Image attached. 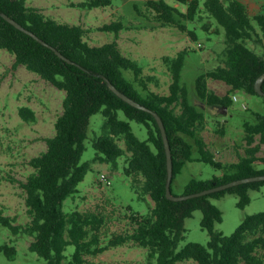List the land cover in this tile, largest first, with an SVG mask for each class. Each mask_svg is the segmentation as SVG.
I'll use <instances>...</instances> for the list:
<instances>
[{"label": "trees", "instance_id": "trees-1", "mask_svg": "<svg viewBox=\"0 0 264 264\" xmlns=\"http://www.w3.org/2000/svg\"><path fill=\"white\" fill-rule=\"evenodd\" d=\"M177 1L186 9L168 0H145L148 26L153 29L177 27L187 31L193 39H196V32L188 28L189 21H203L206 31H212L215 23L216 30L223 27L226 31V47L219 55L220 65L201 73L196 81V97L202 108L190 100L182 82L189 50L164 57L172 82L170 93L161 94L150 89L148 81L152 76L144 75L137 60L126 55L117 40L92 46L86 40L88 29L83 25L59 21L29 5L28 0H0V11L8 13L80 64L65 61L52 48L0 14V49L15 55L14 67L25 65L66 92L63 111L55 121V132L46 139L47 149L31 158L34 170L22 182L30 220L19 224L15 217L6 216L0 210V221L10 226L14 233L34 236L30 249L48 264H86L88 256L130 242L147 249V264H190V261L195 264H264V211L247 215L233 234L226 235L215 230V224L223 220V212L211 200L228 192L237 193L238 206L244 208L251 201L249 190L260 188L264 180L185 200L169 199L166 147L155 116L123 100L104 78L108 77L120 90L162 116L173 155V192V183L188 161L207 162L219 173L208 179L192 178L184 194L264 174V155L259 156L260 147L253 145L258 136L264 143V112H254L255 120L245 121L244 139L248 147L238 161L218 160L202 135L207 127L209 107L229 108L238 90L264 98L255 89L257 78L264 72V9L251 14L242 0L226 3L223 0ZM111 2L86 0L82 4L94 7ZM122 28L121 20L102 27L117 33ZM249 41H253L255 47H250ZM126 72H132V78ZM210 78L222 80L230 88L225 94H219L209 86ZM20 113L27 121L36 120V112L30 107H22ZM96 113H102L104 121L103 132L92 140L97 151L94 161L111 163L117 168L118 159L125 156L124 173L133 177V186L142 196L149 195L154 201L146 214L130 210L133 229L115 234L105 244L100 235L105 222L101 212L74 209L67 213L63 209L64 201L78 192V185L91 169V162L83 161V154L91 118ZM132 120L145 125L147 139H141L134 132ZM220 132L224 133V129ZM121 140L126 147L120 144ZM195 149L199 156L194 155ZM198 209L203 212L202 226L209 230L210 240L207 245L187 242L178 249L186 238L185 220ZM69 245L75 246L71 254L66 253ZM0 250L11 259L17 252L12 244L1 245Z\"/></svg>", "mask_w": 264, "mask_h": 264}, {"label": "rangeland", "instance_id": "rangeland-1", "mask_svg": "<svg viewBox=\"0 0 264 264\" xmlns=\"http://www.w3.org/2000/svg\"><path fill=\"white\" fill-rule=\"evenodd\" d=\"M86 0H28V4L40 8L46 15L74 24H81L88 29L86 40L92 46L103 45L117 40L123 52L137 60L145 76H152L148 85L152 91L169 94L172 76L165 56H176L180 51L189 50L182 72V82L186 85L190 100L203 107L196 97L198 76L220 65L219 55L226 47V31L218 30L215 23L212 31L204 29V22L189 21L188 28L195 30L196 39L187 31L177 27L166 26L153 29L148 26L145 14V0H112L110 4L90 7L82 4ZM180 6L177 0H168ZM225 3L229 0H223ZM260 10L264 7V0ZM149 13L150 19L153 14ZM121 20L123 28L117 33L114 30L102 29L106 24ZM215 21V19H213ZM255 47L253 41L248 42ZM15 55L6 49H0V210L6 216L16 218L19 224L30 220L26 205V191L22 186L33 172L31 158L47 149L46 139L55 132V121L63 111L66 96L64 89L42 78L25 65L14 67ZM132 78V72H126ZM209 86L225 94L228 85L222 80L209 79ZM234 103L229 108L209 107L208 123L203 131L209 149L222 162L238 161L246 154L248 144L244 139V123L254 121V112H264V98L245 90H238ZM30 107L36 112V120H25L20 109ZM206 109V108H205ZM124 117V115H122ZM125 118V117H124ZM103 115L96 113L86 139L83 161L91 162V169L78 185V192L70 195L63 204L65 212L74 209L84 212H101L105 218L101 226L102 244L115 234L133 229L130 212L146 214L154 206L149 195L142 196L140 190L133 186V177L124 173L125 156L118 159V167L111 163L94 161L97 151L92 140L103 132ZM134 132L147 139L145 125L136 120L130 121ZM224 129V133L220 130ZM120 144L126 147L125 141ZM260 147L257 154L264 155V143L260 136L253 145ZM195 156L199 152L195 149ZM219 171L211 164L194 160L188 161L173 183L176 194H184L188 182L196 177L208 179ZM143 179H141V182ZM251 201L244 208L238 206L239 195L228 192L220 198H211L223 212V220L215 224V230L226 235L235 232L247 215L264 211V185L250 189ZM131 210V211H130ZM203 212L196 210L185 220L186 238L179 244L199 242L207 245L210 232L202 226ZM34 236L24 233L16 234L12 228L0 221V246L15 245L17 252L14 259L0 250V264H48L46 259L30 249ZM75 246L69 245L66 253L71 254ZM86 264H147V249L130 242L109 248L96 256H88ZM190 264H195L190 261Z\"/></svg>", "mask_w": 264, "mask_h": 264}, {"label": "water", "instance_id": "water-1", "mask_svg": "<svg viewBox=\"0 0 264 264\" xmlns=\"http://www.w3.org/2000/svg\"><path fill=\"white\" fill-rule=\"evenodd\" d=\"M0 14L6 20H8L10 23L15 25L17 28H19V29L23 30L24 32H26L27 34L33 36L34 38H36L38 41H40L44 45L52 48L65 61H67L69 63H73V64H78L75 61H73L71 58L66 56L57 47H55L52 44L48 43L46 40H44L42 37H40L38 34H36L33 30H31V29L27 28L26 26H24L18 20H16L12 16H10L8 13H6L4 11H0ZM78 65L80 66V64H78ZM104 78L107 81V84L110 87V89L113 90L123 100H125L126 102L130 103L131 105H133V106H135L137 108H140V109L146 110L148 112H151L155 116V118H156V120H157V122H158V124L160 126V129H161V132H162V135H163V139H164V143H165V147H166L167 168H168V178H167V183H166V192H167V197L169 199L175 200V201H180V200H185V199H189V198L205 195L207 193H211V192L227 189V188H229L231 186L239 185V184H242V183L264 180V174L254 175V176H248V177L236 179V180H233V181H230V182L218 185V186H214V187H211V188H207L205 190L198 191V192H193V193H189V194H182V195L175 194L172 191V188H171L172 178H173V171H174L173 155H172V149H171V145H170V142H169L166 126H165V123H164V120H163L162 116L157 111L149 108L148 106L142 104L138 100L134 99L133 97L129 96L128 94H126L125 92L120 90L108 77H104ZM263 83H264V72L262 74H260V76L257 78V80L255 82L256 91L259 94L264 96ZM225 108L227 109V107H225Z\"/></svg>", "mask_w": 264, "mask_h": 264}, {"label": "crops", "instance_id": "crops-1", "mask_svg": "<svg viewBox=\"0 0 264 264\" xmlns=\"http://www.w3.org/2000/svg\"><path fill=\"white\" fill-rule=\"evenodd\" d=\"M248 7L251 14H257L263 11V9L260 10L261 3L258 0H242ZM228 85V84H227ZM230 88V86L228 85ZM228 88V89H229ZM216 91V90H215ZM218 93V91H216ZM220 94V93H219Z\"/></svg>", "mask_w": 264, "mask_h": 264}, {"label": "built area", "instance_id": "built-area-1", "mask_svg": "<svg viewBox=\"0 0 264 264\" xmlns=\"http://www.w3.org/2000/svg\"><path fill=\"white\" fill-rule=\"evenodd\" d=\"M234 97H235V99H237V96L236 95Z\"/></svg>", "mask_w": 264, "mask_h": 264}, {"label": "flooded vegetation", "instance_id": "flooded-vegetation-1", "mask_svg": "<svg viewBox=\"0 0 264 264\" xmlns=\"http://www.w3.org/2000/svg\"><path fill=\"white\" fill-rule=\"evenodd\" d=\"M218 109H221L220 107H217Z\"/></svg>", "mask_w": 264, "mask_h": 264}]
</instances>
